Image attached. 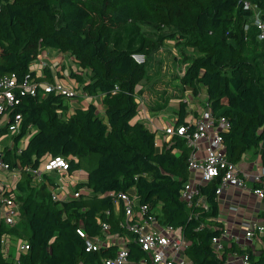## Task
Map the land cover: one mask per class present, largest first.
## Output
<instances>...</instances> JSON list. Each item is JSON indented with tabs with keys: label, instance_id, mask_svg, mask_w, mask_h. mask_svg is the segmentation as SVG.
Wrapping results in <instances>:
<instances>
[{
	"label": "trees",
	"instance_id": "obj_1",
	"mask_svg": "<svg viewBox=\"0 0 264 264\" xmlns=\"http://www.w3.org/2000/svg\"><path fill=\"white\" fill-rule=\"evenodd\" d=\"M245 1L264 18V0H0V76L21 79L44 49H56L72 55L78 71L71 77L87 94L102 93L105 105L103 114L93 102L68 113L65 92L17 93L18 103L0 124V141L20 114L14 146H6L11 167H20L17 190L7 191L16 196L20 219L13 227L0 220V264H103L117 245L111 252L88 251L77 230L101 237L102 223L109 222L111 233L133 237L123 227V202L119 211L116 204L122 191L159 209L163 221L183 226L191 264H226L229 253H249L252 264H264V231L258 256L233 240L221 252L215 249L213 237L225 228L217 179L199 185L208 209L189 208L182 198L190 176L187 140L174 136L158 148L155 132L132 120L139 104L136 88L146 75V61L132 55L147 57L166 40L178 39L193 52L181 83L195 96L205 93L214 118L230 122L222 132L229 160L239 163L259 147L264 140V40ZM43 73L39 78L54 81L48 66ZM182 123H188L183 100L175 125ZM51 156L68 159L66 173H84L76 185L79 197L53 200L52 177L33 181L27 167H41ZM12 234L29 244L17 259L3 251L2 240ZM128 245L132 257L143 254L134 240Z\"/></svg>",
	"mask_w": 264,
	"mask_h": 264
},
{
	"label": "built area",
	"instance_id": "obj_2",
	"mask_svg": "<svg viewBox=\"0 0 264 264\" xmlns=\"http://www.w3.org/2000/svg\"><path fill=\"white\" fill-rule=\"evenodd\" d=\"M245 5L254 9L253 23L258 29L259 40H264V18L261 17V12L249 1H245ZM132 56L139 63L146 61L144 53H134ZM46 66L47 63L41 59L40 64L31 65L30 72L21 79H18L15 74L0 76V114L3 117H8L11 107L18 103V92L31 95H37L39 91L47 93L52 90L65 92L69 95L74 93L68 90L58 78H55L53 82L39 78L44 76L43 72ZM33 72L34 74H32ZM21 119L20 114L15 115L10 125L11 135L19 132ZM229 127L230 122L225 116L214 118L208 102L200 115L194 116L192 120H188V123L165 127L166 135L171 139L174 136L185 138L191 148L188 157L190 176L184 182L181 190V196L186 200L189 208L193 205L209 208L206 197L199 194L201 183L217 179L218 186L215 193L218 198L229 186L240 189L248 188L249 174L241 168L240 162L229 160L225 152L222 132L228 130ZM25 141L26 139L22 141V144ZM13 146L14 141L9 147L13 148ZM259 147L261 153L264 154V140L261 141ZM244 159L245 154L242 156V160ZM67 169L68 159L64 156H51L41 167H27V171L32 174L33 181L37 183L48 182L45 175L51 177V173L56 171L66 173ZM19 170L20 167H11V163L6 159V146L0 144V220L8 225H14L20 219V207L16 196L7 194V191L11 189L3 176L9 171ZM77 173L71 175L72 184H75L73 190L72 188L71 190L63 188L58 190L59 185L53 180L54 184L50 185L53 200L63 201L81 195L82 190H77L76 185L85 179V176ZM253 181L252 192L264 200V162L257 165ZM121 202H123V227L127 232L133 233V237L120 232L111 233L109 222L102 223L103 235L101 237L90 236L83 228H78L79 234L86 239V250H108L111 252V250L114 251L112 245H117L114 253L102 258L103 264H191L187 259L188 239L182 225H173L163 221L160 218L159 209H152L146 203H139L134 194L125 191L119 193L116 203L118 211ZM106 212L109 214L110 211ZM245 225V237L249 242L244 243L241 247L255 252V246L252 243L257 241L263 233L264 221L254 222L251 220ZM131 240H134L139 250L143 251L141 256L132 257L133 253L128 245ZM232 240L230 232L225 227L221 235L213 237V244L215 249L221 252ZM2 242L5 245V238ZM28 249L29 244L25 240L20 246V250L27 251ZM238 255L229 253L226 264L231 261L230 258ZM239 257L242 259V264H252L249 253L239 255Z\"/></svg>",
	"mask_w": 264,
	"mask_h": 264
},
{
	"label": "crops",
	"instance_id": "obj_3",
	"mask_svg": "<svg viewBox=\"0 0 264 264\" xmlns=\"http://www.w3.org/2000/svg\"><path fill=\"white\" fill-rule=\"evenodd\" d=\"M62 54H66V53L59 52L58 50L52 48L44 49L39 54L37 60L32 65L37 66L38 64H40L41 59L43 61L45 60L47 64L49 61L55 60L54 62L55 68L50 67L49 64L47 65L50 68L51 72L52 70H54L55 72L60 74L61 77L63 76V74H67L68 76L62 78L61 80L62 83L63 84L66 83L67 85H72L76 88H79L78 92L76 93L74 92L73 94H70V98L67 99V103L69 104L70 107L68 113H71L74 107L78 105L86 106L90 102H93L98 106L99 113L103 114L105 105L102 102V99L104 95L100 92L93 95H89L86 92H84L82 85L76 83L74 78L71 77V71L73 70L78 71V64L72 60L73 62L72 64L75 63L74 66L76 65V68L71 69L72 65L70 63L69 67L63 69L61 63H65V60L63 59L64 57L62 56ZM178 83L181 86H183V91L185 92V94L181 96L180 93L179 95H174L170 93L171 95L169 99L165 97L163 98L158 95H154L152 94V92H149V90L142 91L140 95H138L140 89L143 88V85H138L136 88L137 101L139 104L133 120H139L145 122L146 125L152 131L155 132L158 148H160L165 142L170 141L171 137L166 135L165 127L175 124V121L178 118L179 105L182 100L187 102L188 120H192L194 116L198 117L202 112L203 108L206 106L207 95L205 93H200L199 95L195 96L189 86L183 85L181 83V80H178ZM78 96L80 99L77 98ZM5 137L0 141V144L3 146H9V145L11 146L13 143V139H11L12 141L3 144V142L5 141L6 138L9 137V135H7L6 138ZM260 150H261L260 147H258L256 149H253V154L248 155L245 153L246 159H244V162H247L248 165L246 166H248L250 170V172L248 173L249 174L248 188L240 189L234 186H229L224 191V193L219 197V205H220L219 217L224 222L225 227L230 232L231 238L235 242L240 244V246L246 242H249L246 240L245 237V231H246L245 223L251 220L254 222L264 221L263 219L264 200L258 198L251 190V187L254 184L253 175L256 172L257 165H261V163L264 162V158L262 157V153ZM241 168L245 172H247L245 167H241ZM60 172L59 171L52 172L50 176L56 177L57 174ZM77 172L79 173L80 171ZM16 173L18 175L16 174L17 179L15 183H17L18 179L20 178V172L16 171ZM74 173L71 174L68 173V175L70 176L69 179V183L71 184V185L69 184L70 187L75 186V184L73 185L72 184L73 182L71 181V175ZM63 174H65V172ZM9 176L10 175L8 174L7 176L4 175L3 178L5 181L8 182L10 189H14L16 191L17 190L16 184L14 185L10 182ZM62 188L68 190L65 187ZM252 244H254L255 246L256 256H258V254L260 253V249L262 248L261 240H259L258 238V240L253 242ZM18 256L19 255L17 253V256L15 258L17 259ZM8 259L10 258L8 257ZM230 259L231 261L227 264H242V259L239 257V255L236 257H232Z\"/></svg>",
	"mask_w": 264,
	"mask_h": 264
},
{
	"label": "rangeland",
	"instance_id": "obj_4",
	"mask_svg": "<svg viewBox=\"0 0 264 264\" xmlns=\"http://www.w3.org/2000/svg\"><path fill=\"white\" fill-rule=\"evenodd\" d=\"M62 56L64 57L63 59L65 60V63H61L63 69L69 67L70 63L72 65L71 69L76 68V65L74 66L76 62L72 64L73 63L72 55L66 53V54H62ZM190 56H193L192 49L185 47L184 44H182V42H179L178 39L166 40L163 45L159 46L157 49H155L151 54H149L146 57V75L139 84V85H143V88L140 89L138 95H140V93L145 90H149V92H152V94L161 96L163 98L165 97L167 99L170 98L171 94L179 95L180 93L181 96L184 95L185 92L183 91V86H181L178 83V80H180V76L187 65L185 60ZM54 62L55 60L49 61L48 62L49 66L55 68ZM51 73L53 74L54 79L57 77L59 80H62V78L68 76L67 74H63V76L61 77V75L55 72L54 70H52ZM66 88L71 92H75V93L78 92L79 90V88L67 84H66ZM77 98L80 99L79 96ZM0 119H1L0 124L3 125L6 123L7 117L4 116L3 118L1 117ZM11 139H13V137L11 134H9V137L5 139L3 144L12 141ZM246 154L248 155L253 154V149L247 151ZM242 161L240 163V166L245 167V169L247 170L246 173H249L250 170L248 166H246L248 165L247 162H244V160ZM63 173L60 172L57 174L56 177H52L53 180L57 182V184L59 185L57 189L58 190L62 189V187H65L68 190H71V188L72 190L75 189L74 186L72 187L69 186L70 176L68 175V173L65 174ZM79 173L84 175L83 172H79ZM7 174L10 175L9 176L10 182L15 185L18 174L13 171L7 172L6 176ZM17 223L12 225L11 227L15 226ZM24 241L25 240L23 237L16 236L14 234L7 235L5 238V245L3 247L5 256L12 259L17 256V253L19 255L21 252L20 246L24 243Z\"/></svg>",
	"mask_w": 264,
	"mask_h": 264
}]
</instances>
